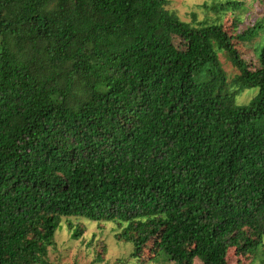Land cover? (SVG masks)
Instances as JSON below:
<instances>
[{
    "label": "trees",
    "instance_id": "obj_1",
    "mask_svg": "<svg viewBox=\"0 0 264 264\" xmlns=\"http://www.w3.org/2000/svg\"><path fill=\"white\" fill-rule=\"evenodd\" d=\"M169 3L0 0V264H60L70 217L144 264H264V0Z\"/></svg>",
    "mask_w": 264,
    "mask_h": 264
},
{
    "label": "rangeland",
    "instance_id": "obj_2",
    "mask_svg": "<svg viewBox=\"0 0 264 264\" xmlns=\"http://www.w3.org/2000/svg\"><path fill=\"white\" fill-rule=\"evenodd\" d=\"M216 1L219 0H170L169 7L176 11L181 19L189 22H195L196 20L198 22L203 21L206 17H210L211 19L216 18V13L213 10H208L204 7V4L212 5ZM249 2H251V0H247L245 5L246 10L237 11L236 13L245 15L246 17L249 16L251 17L250 21H252L258 14L264 13V11L260 12L261 8L257 3L251 6ZM194 14H196V16ZM244 59L252 68L257 67L258 60L253 51L245 55ZM222 61L224 67L228 71H236L232 63L223 56ZM253 90L256 89L250 88L245 90V92L239 96L238 101L240 103L249 101L255 94ZM70 223L73 224L72 227L69 226ZM79 223L83 225V233L79 238H74L73 234ZM117 232V225L112 221H93L81 217L64 218L62 225L56 232L57 243L50 248V259L52 262L60 264H91L96 258L97 251L104 252L102 251V246L104 245L106 249L103 261H99L97 264H144L143 262H139L137 258L132 257V244L119 240L116 237ZM261 252V250L256 252L257 257ZM146 253L148 254V251H146ZM257 257L255 260L246 258L238 262L234 250H230L228 259L229 264H260ZM173 263V261L162 255L159 262L150 259L146 261L145 264ZM194 264L203 263L199 259H195Z\"/></svg>",
    "mask_w": 264,
    "mask_h": 264
}]
</instances>
